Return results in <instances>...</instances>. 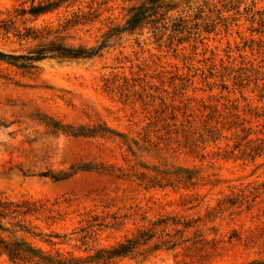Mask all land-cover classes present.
<instances>
[{
  "label": "rangeland",
  "instance_id": "1",
  "mask_svg": "<svg viewBox=\"0 0 264 264\" xmlns=\"http://www.w3.org/2000/svg\"><path fill=\"white\" fill-rule=\"evenodd\" d=\"M31 6L0 0V199L31 209L0 239L82 264H264V0ZM52 42L104 47L27 60Z\"/></svg>",
  "mask_w": 264,
  "mask_h": 264
},
{
  "label": "trees",
  "instance_id": "2",
  "mask_svg": "<svg viewBox=\"0 0 264 264\" xmlns=\"http://www.w3.org/2000/svg\"><path fill=\"white\" fill-rule=\"evenodd\" d=\"M67 1L68 0H43L39 1V3L35 5L36 0H30L32 4L30 9L28 11L26 9H21L19 15L25 16L26 14H29L30 16L37 18L41 15H45L57 10ZM145 13L146 12H144V10L137 11L128 22V28L134 29L139 21L143 19ZM24 38L38 39V35H35V32L31 30H27L24 34ZM103 47L104 46L101 45L100 47L94 49H75L52 42L47 45H40L34 50L35 52H32V55L27 60L39 61L46 58L77 60L93 58L99 54V51ZM9 57V55H5L0 52L1 60ZM30 212V208L24 210L19 204H14L8 200L3 201L0 199V220L7 218L16 219L20 216H26ZM0 229L4 230L1 223ZM0 255H5L12 264H82L80 260L75 258H64L60 254L53 256L34 248L22 240L16 239L10 241L0 239ZM105 255H107L108 258L105 259ZM115 256H119L117 255L116 251H102L97 256H95L93 263L98 264L101 263V261H108Z\"/></svg>",
  "mask_w": 264,
  "mask_h": 264
}]
</instances>
